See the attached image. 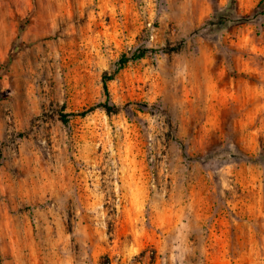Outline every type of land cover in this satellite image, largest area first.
Segmentation results:
<instances>
[{
    "label": "rangeland",
    "instance_id": "obj_1",
    "mask_svg": "<svg viewBox=\"0 0 264 264\" xmlns=\"http://www.w3.org/2000/svg\"><path fill=\"white\" fill-rule=\"evenodd\" d=\"M259 1L0 0V264H264Z\"/></svg>",
    "mask_w": 264,
    "mask_h": 264
},
{
    "label": "trees",
    "instance_id": "obj_2",
    "mask_svg": "<svg viewBox=\"0 0 264 264\" xmlns=\"http://www.w3.org/2000/svg\"><path fill=\"white\" fill-rule=\"evenodd\" d=\"M234 3V1H233ZM264 16V0H260L257 4V6L254 8V11H253V15L252 16ZM250 17L249 15L247 16H243V17H240L238 19H233V21H247V20H250ZM210 22H213L214 24L220 26V24L222 23V19L220 17H217L215 16L212 20H210ZM167 48L166 47H162V48H159V49H154V48H142V49H139L138 51L132 53L131 55H126V54H123L120 59L118 60V64H117V68L111 73V74H108V73H105L103 75V88H104V91H105V94H106V100L103 101V102H99V103H96L94 105H91L89 106L88 108H85L81 111H77V112H73V113H64L62 114V120L64 122H66V118L70 115H73V116H86L88 115L89 113L93 112L95 109L97 108H102L104 109L108 114H111V113H117L119 112V110L121 109L119 106L113 104L110 102L109 98H110V92H109V88H108V81L112 80L115 78V76L119 73V71L121 69H123L127 64L128 62L130 61H134V60H138L142 57L145 56V54L149 51H158V50H166ZM245 160L247 161H254V157L252 156H249V155H245ZM146 252H147V249H143L137 256H136V259L140 260L142 259L145 255H146ZM155 250L153 251L152 255H151V262H154L155 261ZM107 263H110L109 259L107 258Z\"/></svg>",
    "mask_w": 264,
    "mask_h": 264
}]
</instances>
